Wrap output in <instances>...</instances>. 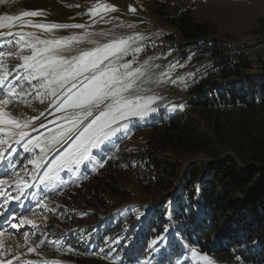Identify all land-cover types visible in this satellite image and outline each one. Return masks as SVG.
<instances>
[{"label":"rangeland","instance_id":"rangeland-1","mask_svg":"<svg viewBox=\"0 0 264 264\" xmlns=\"http://www.w3.org/2000/svg\"><path fill=\"white\" fill-rule=\"evenodd\" d=\"M97 3L113 5L117 11L102 13L93 17L91 11ZM188 8L191 9L194 20L206 24L213 34L194 42H185L177 30L162 17L163 13L175 16V11ZM130 9H135V11ZM24 11H41L44 13L43 16L22 18L24 21H31L33 24H84L88 26L86 29H55L51 33L34 27H30L33 29L25 27L18 29L21 32L42 33L39 34L40 38L42 36L45 39H63L91 32L95 35L91 36L90 39L97 41L99 45H103L117 39L139 37L133 42L132 47L139 46L143 51L124 57L121 63L132 62L133 69L141 71L142 76L138 78L136 87L142 86L145 90H148L147 92H140V95L157 97L152 106L156 107L158 111L152 113L144 121L133 117L131 123L125 122L127 123L126 128L118 131L100 148L92 150V153H94L95 151H106L110 147L115 149L116 153L112 159H121V165L124 169L123 174H121V186L123 188L121 196L111 197L101 188L97 191V195H90L89 192H85V195L81 194L80 196L79 191L84 189L83 185L87 182H80L78 172L73 173V182L71 183L66 179L58 181L59 186L56 191H51L52 187L47 186L48 188H44L45 185L40 187L37 183L35 199L41 197L42 202H46L50 210L42 207L41 203L36 208H31V211L24 214V217L34 220L36 227L29 224L21 225V233L19 234L21 236H7L4 242H0L4 247V249L3 247L0 249V252H7L10 255L23 258L32 257L36 261L41 260L49 264H68L70 260V264H113L115 254H112V251L106 253L102 249L90 248L91 251L79 253L74 250H66L63 244L65 235H72L77 229L88 230L108 222L114 226L115 232L106 237V244L115 248L125 234H127V239L130 232L133 229L136 231L141 222L151 219L149 217L150 210L148 211V209L152 211L158 209L157 217L154 218L157 226L151 228V235L147 243L148 253L156 255L164 251L172 226L169 223L165 224L159 218L163 220L171 219L169 214L172 209L171 204L176 200L174 198L178 195L179 185L183 184L186 174L195 167H200L199 165H204L207 168L213 162H225L226 158L233 156L234 153L225 151L223 153L226 155H223V157L211 159L202 154L164 152L160 148H156L155 144L151 145L149 143V129L152 126L153 119L160 116L168 118L180 112L193 113L190 102L196 100V97L189 93V88L200 77H206L210 72L215 73L213 71H216L218 67L217 64H214V59L207 49L214 45L212 43L214 41L220 44L225 43V47L229 49L225 54V61L228 64L239 61L241 64L250 67L249 70L242 73L241 78L232 76L225 81L216 79L219 86L223 84L232 86L246 81V79L264 74L258 65L261 60H264V33L257 34L254 32L259 26L260 19L264 18V0L0 1V16H19ZM13 23L20 24L21 21H14ZM17 28H4L0 31L17 33L19 32L15 31ZM6 37H4L6 39H0V45L5 42L7 47V50H3V52L10 50L20 52L19 45L10 43L18 37L12 35ZM9 44L11 45L10 49ZM94 46L96 45L88 43L87 40L74 43L71 45V50L67 51L65 55L75 56L81 51ZM29 51L25 49L22 54H29ZM133 56H135V59H133ZM21 63L22 61L15 55L5 57L6 70L11 72L8 79L9 82L18 87L23 85L25 92L31 94L26 97L28 103L9 104L6 109L14 114L16 119L22 122L29 120L32 125L35 120L43 116L41 120L48 126L44 127L32 139L46 134L51 136L53 129L59 130L61 124H67L66 120L57 121V117L64 112L59 110V105L55 106L54 98L43 97V103L37 98V93L32 91V85L23 79L25 70L19 67ZM17 76L19 79H17ZM35 83L37 81H33V84ZM173 107L175 110H170ZM48 110L50 112L47 114ZM197 119L201 131L210 136L211 126L207 118L202 116ZM87 122L85 121V124ZM70 143L71 141L64 144V147L59 148V152H63ZM33 150H37L38 154L28 160L30 169L26 177L30 178H35L37 175H34L36 169L29 161L41 155L40 149ZM59 152L55 155H59ZM48 155L50 158L49 167L54 159V154L50 152ZM151 155H156L163 161H167V163H174L175 165L171 170H175V172L171 173L169 170L168 172H159L153 166V161L147 160V157ZM90 159L92 160L91 169L100 165V162L96 159H92V157ZM168 173L169 175L171 173L174 176L173 178L178 179V181L180 178V181L175 184L170 194L167 196L163 194V197H161L154 187L153 179L155 175L159 174L158 176L161 179L166 177V180L170 181L172 179L168 176ZM194 190L192 196L199 193V187L195 186ZM172 199H174L173 202ZM167 201L169 202L167 203ZM146 209L148 212H145ZM166 211L167 214L165 215ZM186 213L188 214L187 210ZM199 214V211H196L194 219ZM61 216L62 219H59ZM165 216H167L166 219ZM60 220L63 221L65 226L61 225ZM24 233L28 234V241H25ZM179 239L180 237L177 238V240ZM182 244L183 241L181 240ZM181 245L178 246L179 250L178 248V251L176 250L180 254H182ZM29 248H35V253L29 252ZM195 250L200 255H207L214 261V264H244L234 255L219 256ZM139 264L152 263L151 259L147 258ZM180 264H204V262L194 258L192 249H190V253L184 256Z\"/></svg>","mask_w":264,"mask_h":264},{"label":"trees","instance_id":"trees-1","mask_svg":"<svg viewBox=\"0 0 264 264\" xmlns=\"http://www.w3.org/2000/svg\"><path fill=\"white\" fill-rule=\"evenodd\" d=\"M174 14L163 13L162 17L185 42H194L213 34L206 24L194 20L191 9L177 10ZM254 32L264 33V18L260 19ZM212 43L214 45L207 49L218 67L213 71L215 73L200 77L189 88V93L196 97L190 102L193 113L159 118L149 129L148 138L151 145L174 154H202L211 159L223 157L225 151L234 155L228 156L225 162H213L207 168L199 165L186 174L174 198L176 200L172 199L171 219L166 222L159 218L165 224L172 222L178 235L173 236L165 247L167 253L152 255L151 260L155 264H176L181 258L176 253L181 240L206 254L234 255L244 264H264V74L232 86H219L216 79L241 78L250 67L239 61L228 64L225 54L229 49L225 43ZM258 65L264 73V60ZM202 116L211 126L210 136L200 129L197 118ZM106 152L108 155L104 158L102 171L83 185L80 196L85 192L97 195L99 188L111 197L122 195L121 174L124 169L121 159H112L116 153L114 149ZM147 160H152L159 172H175L171 170L174 163H167L156 155L148 156ZM171 173H168L170 181L166 177L161 179L159 174L154 176L153 184L161 197L170 194L180 181ZM195 186L200 190L192 196ZM196 211L200 214L194 219ZM153 213L156 215L158 209ZM155 215L138 234L136 241L133 242L129 234L125 246L117 249L125 260L132 262L148 257L150 230L157 226ZM60 222L65 226L62 220ZM74 246L78 250L85 248L77 242ZM186 252L183 247L182 254Z\"/></svg>","mask_w":264,"mask_h":264},{"label":"snow or ice","instance_id":"snow-or-ice-1","mask_svg":"<svg viewBox=\"0 0 264 264\" xmlns=\"http://www.w3.org/2000/svg\"><path fill=\"white\" fill-rule=\"evenodd\" d=\"M130 10L135 11V9ZM114 11L117 9L113 5L97 3L93 6L91 15L95 17ZM43 15L44 13L41 11H24L19 16H0V29L35 27L51 33L55 29H86L88 27L84 24H33L31 21L22 19L23 17ZM14 21H21V23L14 24ZM8 35L18 37L10 43L19 45L20 52L10 50L0 53V125L8 126L0 127V133L7 137L6 139L0 138V149L5 145L11 148L12 145L9 143L11 140H14L15 143L26 140L29 136L26 129L32 127L31 121L22 122L4 110L9 104L28 103L26 97L31 94L25 92L23 85L18 87L9 82L8 78L11 72L6 70L5 57L15 55L22 61L19 67L25 70L23 79L32 85V91L37 93V98L42 103L43 97H52L54 102L59 105V110L66 113L62 119L66 120L67 124H61L59 130L53 129L51 136L47 134L37 136L35 139H27L24 143L26 152L36 148L40 149L41 155L29 161L36 169L34 175L41 176L40 184L54 186L61 180V172H74L80 164L90 160L92 150L100 148L118 131L126 128L127 123H131L133 117L144 121L152 113L158 111L156 107L152 106L157 97H146L137 92L136 86L138 78L142 76L141 71L133 69L132 62L121 63L124 57L143 51L139 46L132 47L133 42L139 37L117 39L99 45L97 41L90 39L95 35L91 32L53 40L41 39L32 32L22 34L0 31V38ZM85 40L96 46L81 51L75 56L65 55L67 51L71 50V45ZM25 49L30 50L29 54H22ZM17 79H19L18 76ZM33 81H37V83L33 84ZM170 110H175V108ZM85 121L88 122L85 124ZM41 126L46 127L43 124ZM69 140L71 143L68 147L63 152H59L57 146L63 147ZM30 145L31 147H29ZM50 152L54 154V159L51 165L41 173L40 170L49 163L48 154ZM57 152L59 155H55ZM100 166L103 167V163ZM14 183H16L20 194H23L25 189L32 187L31 184L19 180V178ZM0 186H10L9 180L0 179ZM41 206L50 210L46 202H41ZM23 224L36 227L34 220L25 216L19 224L12 223L11 228L18 230ZM4 235L5 231H0V237ZM23 235L25 241H28V234L24 233ZM2 247L3 245L0 244V249ZM29 252L35 253V248H29ZM192 256L203 261L204 264H214V261L207 255H200L195 249L192 250ZM8 264H12V262L9 261Z\"/></svg>","mask_w":264,"mask_h":264},{"label":"bare ground","instance_id":"bare-ground-1","mask_svg":"<svg viewBox=\"0 0 264 264\" xmlns=\"http://www.w3.org/2000/svg\"><path fill=\"white\" fill-rule=\"evenodd\" d=\"M150 90V89H149ZM148 90H145V88H143L142 86L140 87H137V92L140 93V92H147Z\"/></svg>","mask_w":264,"mask_h":264}]
</instances>
